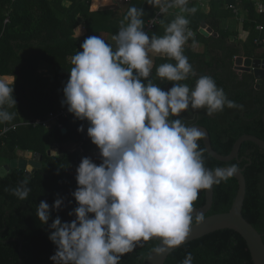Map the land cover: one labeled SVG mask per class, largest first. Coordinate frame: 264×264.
<instances>
[{"label":"clouds","instance_id":"clouds-1","mask_svg":"<svg viewBox=\"0 0 264 264\" xmlns=\"http://www.w3.org/2000/svg\"><path fill=\"white\" fill-rule=\"evenodd\" d=\"M147 4L160 16L178 9L164 35L150 38L144 31V9L133 6L127 25L112 37L115 49L100 36H90L71 57L61 105L75 120L88 123L100 163L84 157L76 169L78 187L71 195L78 207L69 213L74 219L63 222L57 216L49 226L56 247L52 264H121L123 256L153 239L158 244L152 251L166 255L186 243L194 221H205L193 207L200 191L241 171L238 163L206 168L198 144L204 132L179 118L189 109H206L208 116L225 107L243 109L211 76H200L193 89L181 83L195 75L183 48L193 36L184 14H195L196 7L189 8V0ZM154 55L175 61L156 68V76L173 85L167 91L149 79ZM15 81L14 75L0 76V124L14 119L5 105L16 106ZM78 131L84 132L83 124ZM6 191L25 200L31 189L21 182ZM63 206L60 197L51 207L41 201L36 215L48 225L52 211ZM181 264H193L190 252Z\"/></svg>","mask_w":264,"mask_h":264},{"label":"trees","instance_id":"trees-1","mask_svg":"<svg viewBox=\"0 0 264 264\" xmlns=\"http://www.w3.org/2000/svg\"><path fill=\"white\" fill-rule=\"evenodd\" d=\"M65 1H70V6H66ZM210 1L211 11L208 15L197 9L198 0H189L188 4L189 8L196 7L195 14H184L190 21L188 27L197 34V39H189L190 43L201 41L204 51L198 53L192 48H183V54L188 58L195 75H190L181 83L193 89L200 76H211L227 97L243 105V109L225 107L222 112L212 116L206 114V109H189L179 118L188 126L200 125L206 128L215 152L229 156L237 140L244 135L264 141V82L257 89L253 74H240L234 70L235 59L242 56L244 50H247L248 56L261 58H264V53L248 49L246 42L245 47H242V41L234 39L233 35L236 34L221 28L219 13L228 5L246 10L248 16L243 28L253 32L249 41L255 36V28L264 26V15L257 13L252 0ZM91 3L92 0H0V76L16 77L13 94L16 106L11 108L23 117V123L15 118L19 123L16 124L17 130H11L1 137L0 156L6 157L8 164L18 157L19 151H31L43 156L42 168L30 179L25 177V171L18 169H12L6 176L0 177V264H52L50 257L54 255L56 247L49 240V226L57 216L63 222H70L74 217L69 216V213L78 207L71 195L78 187L76 171L69 170L72 157L77 156L79 164L84 157L100 163L99 156H92L96 146L88 143L90 140L84 141L83 133L78 131L81 124L84 127L88 125L86 121L75 120L73 116L62 120L66 134L57 128L30 125L32 120L44 119L51 112L62 108L63 86L73 67L71 57L77 51H82V43L90 36L101 37L106 34L105 41L115 49L116 42L112 37L118 33L122 24L127 25L125 17L130 7L144 9V23L159 12L148 5L147 0H130L123 5L119 3L117 7L96 12L90 11ZM81 23L85 24L86 34L77 37L75 30ZM202 24L208 25L218 36L205 38L199 33ZM160 25L161 21L152 34L164 35ZM252 44L258 46L254 40ZM41 61L53 66V81L39 75ZM163 63L175 61L156 57L149 79L167 91L173 85L156 76V68ZM5 108L8 110L7 105ZM5 126H9V122L0 124V133ZM198 144L204 149L206 168L227 167L233 163H238L240 169L246 168L244 176L247 192L243 216L262 235L264 241V149L252 142H245L239 159L223 163L207 153L203 139ZM55 149L58 154L52 155ZM81 152L83 155L79 157ZM21 182H26L31 189L25 200H19L10 191H6ZM238 189L235 177L215 185L213 206L204 217L229 212ZM58 197L64 199L63 208L52 211L48 225L41 224L36 208L41 201H46L51 207ZM205 203L206 189L200 191L193 207L201 208ZM157 244L155 239L142 243L133 252L123 256L121 264H146ZM189 252L193 256V264H254L246 241L232 230L217 231L182 246L169 255L165 264H181Z\"/></svg>","mask_w":264,"mask_h":264},{"label":"water","instance_id":"water-1","mask_svg":"<svg viewBox=\"0 0 264 264\" xmlns=\"http://www.w3.org/2000/svg\"><path fill=\"white\" fill-rule=\"evenodd\" d=\"M199 33L206 38H209L210 36H218V34L214 33L213 29H211L210 27L200 28ZM234 70L239 72L240 74H253L256 79V88H261V85L264 82V59H251L239 56L235 59ZM88 126L89 125L84 127V141L90 140L87 135ZM193 126L201 129L204 132L205 135L203 141L207 153L214 159L223 163H230L233 160L239 159L241 147L245 142H252L261 149H264L263 140L251 135H244L237 140L229 156H222L215 152V150L213 149L211 138L207 129L200 125ZM66 133L67 130L63 129L62 134ZM57 154V149L52 151V155ZM17 156L18 157L16 159L10 161V164L5 165L0 169V177L6 176V174H8L12 169H18L20 171H25V177L27 179H30L37 170L42 168L43 156H41L39 153H33L31 151H19L17 153ZM245 169L246 168L240 169V173H238L237 176H234L238 181L239 189L235 201L229 212L205 217V221L202 224L193 225V229L185 244L172 249L170 252L163 256H158L152 251V253L148 257L146 264H165L169 255L177 249L194 240L200 239L204 236L221 230H232L242 236L246 241L254 264H264V241L262 235L243 216V207L247 192V183L244 176ZM214 187L215 185H213L210 189H206V203L201 208L194 207L195 212H202L204 216H206L210 212L214 200Z\"/></svg>","mask_w":264,"mask_h":264},{"label":"crops","instance_id":"crops-1","mask_svg":"<svg viewBox=\"0 0 264 264\" xmlns=\"http://www.w3.org/2000/svg\"><path fill=\"white\" fill-rule=\"evenodd\" d=\"M111 1H113V0H111ZM114 1L116 2L118 0H114ZM252 1L254 2L256 0H252ZM261 1L264 2V0H261ZM94 2H95V0H92L91 6H90V11H92V12L101 11L102 9L112 7V5L111 6H106V7L103 6L104 0H101V4L98 5L97 8H94L93 7ZM120 2L122 3V5L124 3H126L125 0H121ZM70 4H71L70 1H65V5L66 6H70ZM115 4H118V3H115ZM115 6L117 7V5H115ZM196 6H197V9L200 12L204 13L205 15H208L210 13V11H211V1L210 0H198V3H197ZM236 8L239 10V16H236L234 14V12L231 9H229V5L226 6L225 10H223L221 12V14L219 13V15H220V18L219 19H220V23H221V28L223 30H225V31H229L231 33L236 34V36L233 35L235 37L234 39H238V41H242V47L243 46L245 47V42H246V45H247L248 42H249V39H251L250 37H251V34L253 32L250 29H248V28H243V24H244V21L246 20V18L248 16V12L246 10L242 9V8H238V7H236ZM176 14H178V9H171V10H169V13H167V14H165V15H163L161 17V20H160L161 21V25H160V27H162L163 29H165V27L167 26V24H169L175 18V15ZM153 19L154 18H152L151 20H153ZM150 21H148L147 23H145V28H146L147 24ZM202 27H209V26L202 24L200 26V28H202ZM189 29L193 30L190 27H189ZM153 32L154 31H150L147 34L148 35H152ZM75 33H76V36L77 37H83L86 34L85 24L81 23L78 26V28L75 30ZM254 33H255V36L253 38L254 42L257 39H260V38H263L264 37V32L258 31L257 28H255ZM105 37H106V34H103L101 36L102 39L105 38ZM192 37L195 38V39H197L196 32H195V34ZM195 45H196L195 47H197V48L199 47L198 48V51L194 50L195 47H193V43H190L189 40H188L187 44L184 47L192 48L195 52H198V53H202L204 51V45L202 44L201 41L196 42ZM246 52H247V50H244L242 57H244V58H251V59H258V58L259 59H264V58H261V57L248 56V54H246ZM258 53L263 54L264 53V48H263V50H261ZM156 57H159V56H155V55L152 56L153 64H154V60H155ZM38 73H39L40 76H42V77H44L46 79H49L50 81H53L54 80L55 75H54L53 66L51 64H49L48 62H46V61H41L40 62V65L38 67ZM8 111L11 112V113H14L13 110H12V108H8ZM14 114H15L14 115V119L17 117L18 119L21 120V123H23L22 122V119H23L22 115L19 112L14 113ZM14 124L16 125V124H19V123H14ZM95 154H94V156H97V157L99 156L97 153H95ZM82 155H83V152H81L79 154V157H82Z\"/></svg>","mask_w":264,"mask_h":264},{"label":"built area","instance_id":"built-area-1","mask_svg":"<svg viewBox=\"0 0 264 264\" xmlns=\"http://www.w3.org/2000/svg\"><path fill=\"white\" fill-rule=\"evenodd\" d=\"M129 1L130 0H125V2H129ZM254 5H255V9H256L257 13L259 15H264V2H262L261 0H256V1H254ZM229 9H231L236 16H239V10L236 8L235 5H230ZM161 17L162 16H160L159 12H158L156 14V16L154 17V19L151 20L147 24V26L145 28L146 34L148 32H150V31H153L156 28V26L159 25ZM257 30L260 31V32H264V26H262V25L257 26ZM191 31H192V33L194 35L195 32L193 30H191ZM255 44L258 45V46L264 45V37L255 40ZM71 116L72 115L67 111V108L66 107H62V108L57 109L56 111L51 112L44 119L38 118V119L32 120L30 122V125L32 127L42 126L44 128H48V129L57 128L58 130L62 131L63 129H65L64 125L62 123V120L68 119ZM17 126L18 125L5 126L3 131L0 133V139L5 133H7V132H9L11 130H13V131L17 130Z\"/></svg>","mask_w":264,"mask_h":264},{"label":"rangeland","instance_id":"rangeland-1","mask_svg":"<svg viewBox=\"0 0 264 264\" xmlns=\"http://www.w3.org/2000/svg\"><path fill=\"white\" fill-rule=\"evenodd\" d=\"M120 1H121V0H118V1H116V2H115L114 0H113V1H111V0H104V4H103V6L106 7V6H111V5H112V7H113V6L115 7V5H118L119 3H121ZM115 3H118V4H115ZM100 4H101V0H95V2H94V4H93V7H94V8H97L98 5H100ZM103 39L105 40L106 37L103 38ZM252 40H253V39H252ZM252 40H250V41L248 42V44H247V48H248V49H250V50H252V51H254V52H256V53H258V52H260L261 50H263L264 47H259V46H255V45H253V44H252ZM198 48H199V47H198ZM198 48L195 47L194 50L198 51ZM14 123H17V121H16L15 119H13L12 121L9 122V126H11V124H14ZM14 125H15V124H14ZM88 143L92 144L91 140H90ZM92 145H93V144H92ZM95 153H97V154L99 155V149H98L97 147L95 148V151L92 153L93 158H96V156H94ZM95 155H96V154H95ZM8 163H9V161H8V159H7L6 157H1V156H0V165H1V167L7 165ZM78 166H79V159H78L77 156H73V157H72V160H71V162H70L69 170L72 171V172H75ZM76 174H77V173H76Z\"/></svg>","mask_w":264,"mask_h":264}]
</instances>
